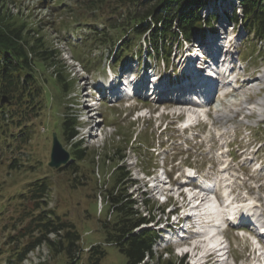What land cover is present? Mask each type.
<instances>
[{"label":"rangeland","instance_id":"obj_1","mask_svg":"<svg viewBox=\"0 0 264 264\" xmlns=\"http://www.w3.org/2000/svg\"><path fill=\"white\" fill-rule=\"evenodd\" d=\"M51 1L54 6L56 5L54 10H51L52 8L48 6L50 0L46 2H42V0H4L0 7L1 15H9L6 17L8 20L18 25H24L25 30L28 28L33 30L32 33L42 36L45 46L57 49L60 54L58 60L67 66V72L72 78L69 87L73 85L68 93L61 94V91L59 92L58 87H56V82L51 77V68L46 69L43 66L41 75L43 78H47L44 81L43 91L46 104L41 113L28 122L31 126V132L26 136V139L12 140V136L9 134L11 132L16 134L18 127L11 123L8 116H5V120L0 119V264H6L7 251L10 247H20L26 244L29 239L32 240V234L18 235L22 232L18 233L17 229L26 223V219L18 222L20 210L18 193L23 192L26 184L31 180L43 176L48 177L51 181L44 196L46 208L53 209L62 218L74 224L80 233V247L82 249L79 250V256L75 258V261L69 263L64 252L50 250L47 244L43 242L30 250L22 263L86 264L88 248L93 244H101L106 252L99 264H126L125 256L119 251L118 247L107 244L104 239L103 223L110 218L111 211H108L107 204L101 203L99 193H101V187L103 189L112 185L113 173L111 172L116 166L113 159L106 161L105 156L109 153L113 154L117 149L116 154H125V157L121 160L122 162H120L123 169L118 171L130 170L129 178L134 179L136 176L140 177V170L147 171V158L152 154L149 146L161 140L164 141L165 136L163 135L175 138L180 132L175 128L176 120L172 115H161L162 127L165 122L169 125L165 133L159 136L160 128L156 129V125L159 123L158 118L135 119L133 114L128 116L131 112L127 108L103 104L100 107L103 119V125L100 124L101 132L97 131V135L91 138L90 141L88 140L89 145L86 147L85 158L76 162L77 174H72L68 169L59 170L47 165L51 148V133L53 131L57 133L64 148L70 152L73 149L72 142L63 140L61 122L62 116L67 111L78 113V107L80 106L77 105L76 92H79L80 88L76 87L75 89L74 84L80 86L86 81H91L92 78L96 79L100 75H105L108 65L112 67L115 63L114 67L118 68L120 62L116 61H119L122 57L126 59L122 63L124 65L128 64L131 59H134L132 56L137 50L142 51L141 57L138 58L139 61L148 56L145 51L146 47L142 43V37L138 39V44L130 49L129 53L120 54L119 49L116 48H118V44L120 46V43H123L124 39L121 42V35L115 34L112 29L107 31V33L113 35V37H110L112 42L109 40V43L99 45L96 44L97 41H90L85 44L82 42L84 46L75 47L74 50L71 48V41L75 43L78 39L76 36H70L71 41H67L68 29L74 26L76 29L81 27L83 30L94 24H100L104 28L105 23L111 18L109 12L105 11L106 8H103L101 9L103 11L99 10L96 13L93 11L94 15H91L90 11L84 10L86 0ZM209 2L211 4L212 0H209ZM231 2L232 0H215V6L230 11ZM213 5L214 3L211 6ZM204 12L207 13L209 10L201 9L200 14L203 15ZM217 24H215L214 30L217 29ZM222 30L226 31L225 34L230 33V36L236 42L235 45L241 40V44L233 49L232 58L242 82L239 81L238 89L231 93L223 94V91L222 93L219 91L215 94V100L211 105V112L214 116L209 118L212 124L209 123L206 127H200L197 130L198 135L193 137L187 153L177 149L175 153L180 154V156H177L173 161H169L168 156L167 167L170 168L171 162L180 171L183 164L199 166L206 162H224L227 164L228 175L235 177L234 187L246 186L249 199L253 203L261 205V207L257 206V210L259 208L264 209V147L257 150L264 142V125L259 124L261 121L264 123V58L261 59L255 54H252L249 59L242 57L243 53L250 55L251 48L256 43L249 40L247 29L243 28L242 24L232 28V23H228L224 19ZM129 36H135V34L131 31L128 34ZM64 43L67 44V47L63 46ZM258 44L264 48V43L259 42ZM237 53H240L239 62L237 61ZM173 59L175 67H177V71L175 70L174 73H181L183 66L176 63L178 58ZM134 64L135 61L130 63L131 66ZM154 66H151V69ZM159 67L162 68V62L157 65V68ZM242 67H244V70H242ZM166 72L171 75L173 73L170 67L166 69ZM258 88L260 89L258 90ZM226 91H228V88ZM244 101L250 102L245 103ZM155 106L156 104H154ZM165 106L167 108V105ZM163 110L168 111L169 109ZM144 111L145 109L141 113ZM240 113L251 114L245 117ZM5 136L6 139H2ZM129 136L130 141L128 142ZM101 138L103 139L101 140ZM151 140H154V142ZM174 142L175 144L179 143L177 140H174ZM7 144L10 145L7 146ZM171 146L175 145L170 142L160 149L165 148L168 154H172ZM13 158L17 160L16 167L10 166ZM135 158H137V164L134 166ZM253 165L255 171L249 169V166ZM201 172H203V169ZM246 177H248V180ZM249 179H253L254 183ZM258 184L261 187L255 188ZM253 185L254 187H252ZM135 188L136 185L129 188V191L133 190L134 198L139 200L144 189L136 190ZM153 194H149L148 208H150V212L155 213V219H157L159 214L156 209L160 208V202L154 200ZM236 197L237 199H243L239 194ZM173 202L174 200L171 201V205ZM28 204L31 205L27 202L25 206L27 207ZM142 207L145 208V206ZM247 212L249 213L248 210ZM147 226L152 229L151 224H147ZM226 234L229 241H231L229 262L231 263L232 259L241 258L238 262L240 264H255V260L251 259L252 254L249 251V246L247 247V240L244 237L241 239L235 237V233L231 230H228ZM11 236H16L14 238H17V240L12 241ZM48 236L55 237L53 233ZM232 237H235V239ZM207 239L210 240L209 237ZM7 240L9 243H7ZM203 243L205 242L203 241ZM204 250L203 246L201 249L195 247V252L201 253ZM154 253L156 256L162 253V260L170 257L173 259L179 258L175 250L172 249V254L164 253V250L161 251L160 246L157 244L154 246Z\"/></svg>","mask_w":264,"mask_h":264},{"label":"trees","instance_id":"obj_2","mask_svg":"<svg viewBox=\"0 0 264 264\" xmlns=\"http://www.w3.org/2000/svg\"><path fill=\"white\" fill-rule=\"evenodd\" d=\"M3 1L0 0V7ZM205 1L86 0L84 10L96 13L106 8L105 11L109 12L111 18L105 23L103 33L98 34L95 31L87 36L84 42L97 41L98 45L107 44L112 42L110 37H113L107 33L109 29L114 30L115 34L121 37L128 36L126 32L130 30L136 37L124 36L123 43L119 46L120 51L126 52L137 45L138 37L148 30V39L155 54L163 55L168 60L171 43L178 41L180 34L185 39H191L203 23L211 25V16L203 19L199 13L200 5ZM240 4L241 16L234 12L232 18L243 23L249 40L256 42L252 52L260 54L264 52V48L258 44L264 43V0H240ZM48 6L52 8L51 10L56 9L52 1ZM7 16L9 15L0 14V99L2 96L7 98V103L0 104V119L5 120L4 115L7 114L11 123L18 127L17 134L10 133V135H13L15 140H25L31 132L28 122L39 115L45 106L43 91L44 81L47 78L41 75L43 68H51V77L57 85L54 86L58 87L61 94L68 93L73 85L69 87L72 82L71 77L67 72V66L58 60L60 54L57 49L45 46L42 36L32 33L33 30L29 28L25 30L24 25L8 20ZM76 123L74 113L67 111L62 116L63 140L73 142L76 138ZM72 145V160L68 164L72 166L64 165L58 169H68L72 174H77L76 162L85 158L86 148L80 141H74ZM116 152L105 156L106 161L113 159L116 163L111 172L112 185L105 187L104 190L100 188L108 202V211H111L110 218L103 223L105 242L118 247L125 256L126 264H182L180 258L170 257L162 260L161 255H155L152 244L157 234L153 229L139 227L148 219L134 207L135 200L128 193L130 182L128 170L118 171L123 169L120 165L123 155ZM16 165L17 160L13 158L10 166L16 167ZM50 182L46 176L35 178L28 183L26 191L19 194L18 222L26 219V223L17 229L18 233L22 232L18 235L33 236L32 240L29 239L26 244L10 253L8 264H23L22 261L27 253L43 242L50 250L64 252L69 263L74 262L79 256V250L82 249L79 231L69 220L62 218L53 209L46 208L44 196ZM27 202L31 205L28 204L26 207ZM50 233L55 237H49ZM11 237L12 241L17 240L14 238L16 236ZM7 242L9 243L8 240ZM105 252L101 244L91 245L87 251L86 264H99Z\"/></svg>","mask_w":264,"mask_h":264},{"label":"bare ground","instance_id":"obj_3","mask_svg":"<svg viewBox=\"0 0 264 264\" xmlns=\"http://www.w3.org/2000/svg\"><path fill=\"white\" fill-rule=\"evenodd\" d=\"M193 48H197L198 47V44H194V45H191ZM213 69L214 68H212V72H213ZM115 85V87L114 88H111V89H122L121 87H122V85H117V84H114ZM117 85V86H116ZM125 85V84H124ZM123 89H126L125 87H123ZM202 90H204V89H202ZM227 89H225L224 91L225 92H229V89H228V91H226ZM178 103V102H177ZM193 104H190V103H183V105H181L180 107H188V108H191L190 106H192ZM161 182H163V183H161ZM205 181H203V183H204ZM158 184H160L161 186H163V184H165V180H163V179H161V180H159L158 182H157ZM205 183H207V182H205ZM209 185V187L210 186H212V185H215L213 182H211V184H208ZM204 188H201V189H199L198 190V192H199V195H198V197L197 198H199V196L201 197L200 199H201V201L200 202H202L204 199H206L207 197H208V195L207 194H204ZM193 197L192 198H195V196L197 195V193H195V192H193ZM196 198V199H197ZM208 200H210L209 198H208ZM200 202H198V203H200ZM243 207V211H241L240 213H244V214H246V212H247V210L249 211V213L247 212V214H250V212H252L251 211V206H249V207H247L246 205H244V206H242ZM251 207V208H250ZM220 207L219 206H217V205H215L214 207H212V211H211V213H213V211L215 212L214 213V216H212V214L210 213V212H205L204 211V213L203 214H198V213H196V211H195V213L199 216V218L198 219H195L194 220V224L195 225H198V229L201 231V232H203V231H205L204 232V234H212V235H217L218 233H219V226L217 225V220L218 219H222L223 220V216H222V214H221V211H220V209H219ZM246 208H247V210H246ZM194 210H196V209H194ZM246 211V212H245ZM255 213H254V211L252 212V215H254ZM200 216H202V224L200 225L199 224V221H200ZM209 216H212V217H210V218H208ZM245 216L243 215L242 216V218H244ZM207 219H209L210 221V224H207L206 223V221H207ZM197 227V226H196ZM179 232H177V233H175V236L178 234ZM168 235V234H167ZM170 236H172V234H169ZM203 235V234H202ZM210 239H211V237H210ZM218 243V241L216 240V247L218 248V247H220V244H217ZM200 257H198V259H199ZM201 259H202V257H201Z\"/></svg>","mask_w":264,"mask_h":264},{"label":"water","instance_id":"obj_4","mask_svg":"<svg viewBox=\"0 0 264 264\" xmlns=\"http://www.w3.org/2000/svg\"><path fill=\"white\" fill-rule=\"evenodd\" d=\"M5 101V98L1 102ZM69 159V152L62 146L55 132L52 133V146L50 152L49 166L58 168L61 164H65Z\"/></svg>","mask_w":264,"mask_h":264}]
</instances>
